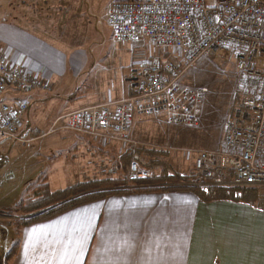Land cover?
Instances as JSON below:
<instances>
[{"label":"crops","instance_id":"1","mask_svg":"<svg viewBox=\"0 0 264 264\" xmlns=\"http://www.w3.org/2000/svg\"><path fill=\"white\" fill-rule=\"evenodd\" d=\"M76 3L69 0H0V51L14 66L37 77L42 85L29 93L12 90L6 100L0 99V102L9 104L16 101H28L30 104L20 132L22 141L14 142L30 145L57 133V130L51 133L53 128L44 134L33 133L30 108L35 103L47 104L50 96L45 93L53 90L54 84L63 83L69 75L87 68L88 52L81 46L74 50L68 47L67 42V39H73L74 14L79 18L80 32H85L90 23L91 6L88 4L90 8L85 14L86 2L81 3L80 9ZM38 7L43 9L38 11ZM124 77L126 75L121 79L124 88L121 98L83 109L125 99L129 91L123 83ZM64 117L58 118L54 126ZM144 119L136 117L132 126L137 122L142 124ZM26 121H29L27 133L24 131ZM132 130L131 127L129 138L135 140L131 136ZM73 134L80 138L79 142L69 145V154L61 152L57 156L45 157V164L42 162L41 166L47 167L48 171L36 170L35 182L29 185L24 199L31 194V187H36L43 179L51 191L56 192L95 180H106L107 174L115 177L112 169L106 171L107 166L104 165L107 163L98 160L99 153L106 155L108 149L112 155H117L118 169L125 178L127 173L123 164L130 153L141 159L140 164L156 163L160 170L152 171L158 175H164L163 169L169 168L159 160L165 156V151L170 150L168 148L156 150L150 142H142L140 149L133 150L121 143H107L87 135ZM27 136L32 137L25 139ZM37 156L46 154L40 151ZM54 164H58L60 170L52 172ZM58 171L61 179H65L63 183L55 182L51 177ZM254 195L253 199L242 202H203L189 191L110 196L51 220L21 227L16 231L15 245L18 249L15 256L7 263V256L14 245L10 251L7 249L0 264H264V189L255 190ZM10 209L0 210V229L6 231L7 239L6 225L9 221L31 216L3 212Z\"/></svg>","mask_w":264,"mask_h":264},{"label":"built area","instance_id":"2","mask_svg":"<svg viewBox=\"0 0 264 264\" xmlns=\"http://www.w3.org/2000/svg\"><path fill=\"white\" fill-rule=\"evenodd\" d=\"M107 19L118 42L145 41L174 58L132 68L123 79L129 91L125 99L72 112L59 121L64 122L62 129L138 150L142 144L129 138L136 117L197 128L207 89L189 88L181 80L202 59L230 50L251 95L242 97L235 119L226 120L219 150L188 152L194 155L197 178L182 186L263 190L264 0H215L214 5L208 0H113ZM41 86L37 77L14 66L0 51V97ZM29 107L28 101L0 102V139L22 141ZM153 175L138 161L131 162V180Z\"/></svg>","mask_w":264,"mask_h":264},{"label":"rangeland","instance_id":"3","mask_svg":"<svg viewBox=\"0 0 264 264\" xmlns=\"http://www.w3.org/2000/svg\"><path fill=\"white\" fill-rule=\"evenodd\" d=\"M69 1L77 2L79 9L82 7L81 3L85 1V14L90 8L88 4L91 6L90 18H88L90 23L88 27H85V32L78 30V26L81 28L80 21L74 14L73 39H67L68 47L75 50L76 46H81L88 52L87 68L82 72L69 75L63 83L54 84L53 90L45 93L46 96H50L47 104L35 103L30 108L32 132L44 134L54 128L57 130L56 134L30 145L0 139V210L13 209L19 202L25 200L29 185L35 182L36 170L48 171L47 167L41 166V163L46 161L45 157L57 156L61 152L69 154L70 150L67 151L69 145L72 142L76 144L79 142L80 138L73 134L74 132L60 130L64 125L63 121L54 127L58 118L93 104L118 100L124 93L121 79L124 75H128L130 68L140 67L155 59L173 60L174 58L172 53L167 54L166 50L158 49L145 41L133 44L118 42L107 19L108 7L113 0ZM208 3L214 5L215 0H208ZM42 9L43 7L37 8L38 11ZM75 35L78 37L75 38ZM181 81L189 88L207 89L200 107V125L197 128L177 127L170 124L164 125L147 117L142 124L135 123L131 133V136L135 138L134 141L150 142L156 150L170 149L165 151L164 158L159 157V160L169 167L168 175L171 177L177 174L188 176L194 160V155L188 152L217 151L221 148L226 120L230 117L235 119L242 97L250 96L252 91L245 79L237 72L234 53L230 50L202 59L185 73ZM8 95L6 93L0 99L6 100ZM72 96H74L73 99H71ZM28 126L29 121H26L25 133ZM32 136H27L25 139ZM87 141L94 143L93 140ZM82 143L85 144L84 141ZM96 150L101 151L98 147ZM40 151L46 156H37ZM106 153V155L99 153L98 160L105 161L106 171L110 172L112 169L111 173H115L116 176L107 174L104 178L125 180V174L118 169L120 164L117 155H112L109 149ZM57 166L58 164L52 165V172L60 170ZM49 172L52 174L51 171ZM9 176L10 178L6 180ZM126 176L129 177V172ZM51 177L55 178V182L63 183L65 180L61 179L60 171L55 172ZM10 210L3 212L10 214ZM19 220L21 219L9 221L6 225L8 239L6 231L0 229V263L3 262L7 249L10 251L15 245L16 227L14 225Z\"/></svg>","mask_w":264,"mask_h":264},{"label":"trees","instance_id":"4","mask_svg":"<svg viewBox=\"0 0 264 264\" xmlns=\"http://www.w3.org/2000/svg\"><path fill=\"white\" fill-rule=\"evenodd\" d=\"M136 156L133 153L127 155L123 164L125 173L129 172L133 160L138 162L141 161V159L136 158ZM155 164L156 163H143L141 165L151 170H160ZM162 173H164V175L154 173L153 177L143 180H131L129 177L121 181L110 179L95 180L56 192L51 191L47 181L43 179L39 185L31 187V194L10 211L11 214L31 215L19 220L14 226L16 227V231H19L21 227L48 221L70 210L102 201L110 196L122 194L189 191L194 193L203 202H242L253 199L255 196V190L182 186L183 184L191 183L197 178L193 166L188 176L177 174L171 177L168 175V169H163ZM166 181H173L174 183H166ZM160 184L165 186L160 188L154 187ZM17 249L18 245H15L7 256V263L15 256Z\"/></svg>","mask_w":264,"mask_h":264}]
</instances>
